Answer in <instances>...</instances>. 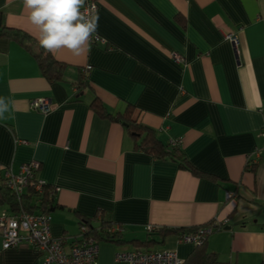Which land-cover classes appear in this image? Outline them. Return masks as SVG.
<instances>
[{"label": "crops", "instance_id": "crops-1", "mask_svg": "<svg viewBox=\"0 0 264 264\" xmlns=\"http://www.w3.org/2000/svg\"><path fill=\"white\" fill-rule=\"evenodd\" d=\"M96 1L97 32L107 41L92 42L84 57L58 53L62 80H48L24 44L0 37V97L9 101L0 119V185L6 167L17 172L39 160L37 178L59 187L52 230L67 249L85 218L122 225L125 241L100 240L97 264H133L116 251L152 237L148 224L193 227L216 216L226 223L209 235L208 248L230 264L262 263L264 150L252 157L255 169L249 155L264 140V0ZM0 10L9 26L38 40L23 0H0ZM173 50L185 60H174ZM96 96L114 112L132 104L165 144L180 141L189 160L216 178L136 147L122 122L92 107ZM35 97L49 98L51 109L32 107ZM161 247L186 258L195 245L172 233ZM0 264H43V256L27 242L4 248L0 228Z\"/></svg>", "mask_w": 264, "mask_h": 264}, {"label": "built area", "instance_id": "built-area-1", "mask_svg": "<svg viewBox=\"0 0 264 264\" xmlns=\"http://www.w3.org/2000/svg\"><path fill=\"white\" fill-rule=\"evenodd\" d=\"M86 7L93 15L98 10L96 0H87ZM227 37L236 46L239 43V37L235 33H228ZM93 42H106L107 38L97 32L92 38ZM172 56L176 61H184L185 56L180 52L173 50ZM87 64L83 72L87 73L91 68ZM51 100L47 97H35L31 100V106L43 112L51 109ZM264 139V128L261 131ZM172 142H180L173 140ZM264 150V140L261 145L256 146L249 155V162H252L253 156H260ZM41 162L33 159L21 164L19 171L15 172L11 166L4 169L2 183L21 194L25 188L32 184L37 190L41 191L47 182L42 178H37L36 171ZM58 186H53L52 191L58 190ZM228 196H236L237 192L228 190ZM226 220L215 217L206 224L196 226L194 229L185 231L178 236L181 242L192 244L203 243L210 234L217 229L224 227ZM147 230H153L160 226L148 224ZM0 228L3 236V247L8 248L16 246L22 242L31 243L37 248L43 256V264H97L100 251V240L85 233L88 226L85 223L80 224V237L76 238L69 249L66 248L64 236L54 235L52 230V216L49 212L20 210H3L0 213ZM116 259L129 261L133 264H183L184 258L177 250L172 247H162L156 249H119L116 251Z\"/></svg>", "mask_w": 264, "mask_h": 264}, {"label": "trees", "instance_id": "trees-1", "mask_svg": "<svg viewBox=\"0 0 264 264\" xmlns=\"http://www.w3.org/2000/svg\"><path fill=\"white\" fill-rule=\"evenodd\" d=\"M178 19L183 21L184 18L182 16H178ZM0 37L14 38L24 44L25 47L35 55L42 73L48 80L53 82L64 78L66 64L57 59L56 56H53L42 49L39 41L33 38L28 32L17 27L9 26L5 22L4 14L1 10ZM86 78L87 75L82 69V76L79 80L80 87L87 82ZM91 105L101 116L122 122L127 131L133 135L136 147L144 150L156 158H170L176 160L182 167L190 169L198 175L208 176L214 179L216 178L214 174L197 168L189 160L180 142H169L165 144L158 137L155 128L138 119L137 115L134 114V107L132 104H129L124 111L114 112L109 110L105 103H103V101L96 96L91 101ZM250 164V168H256V164ZM52 188V185L46 183L44 184L43 189L39 191L32 184H29L21 194H17L6 184L1 183L0 204L8 203L11 210L15 211L25 209L29 211L50 213V208L55 203ZM94 219L95 217L85 218L82 220V222L88 226V230L85 235H92L99 240H110L117 243L125 241L122 233V225L103 219H101L99 223H93L92 220ZM195 227L196 226L176 228L160 226L156 229L148 230V234H152V237L147 236L144 239H132V241L140 245L137 248L156 249L160 248V246L164 244L166 238L170 234L177 233L179 236V234L192 230ZM207 241L208 238L201 244H195L192 251L186 258H184L183 264H230L229 262L221 260L218 252L210 250L208 248ZM260 264H264V261Z\"/></svg>", "mask_w": 264, "mask_h": 264}, {"label": "clouds", "instance_id": "clouds-1", "mask_svg": "<svg viewBox=\"0 0 264 264\" xmlns=\"http://www.w3.org/2000/svg\"><path fill=\"white\" fill-rule=\"evenodd\" d=\"M86 3L87 0H23L42 49L53 56L66 51L73 57H84L90 52L98 16L89 12ZM8 112L9 101L0 97V119Z\"/></svg>", "mask_w": 264, "mask_h": 264}, {"label": "water", "instance_id": "water-1", "mask_svg": "<svg viewBox=\"0 0 264 264\" xmlns=\"http://www.w3.org/2000/svg\"><path fill=\"white\" fill-rule=\"evenodd\" d=\"M225 227H227V228H228L229 226H225Z\"/></svg>", "mask_w": 264, "mask_h": 264}]
</instances>
